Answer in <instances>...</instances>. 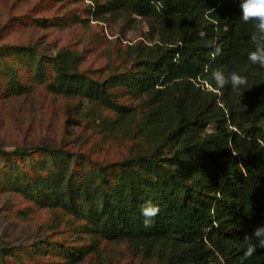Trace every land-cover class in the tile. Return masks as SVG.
I'll return each instance as SVG.
<instances>
[{"label":"trees","instance_id":"1","mask_svg":"<svg viewBox=\"0 0 264 264\" xmlns=\"http://www.w3.org/2000/svg\"><path fill=\"white\" fill-rule=\"evenodd\" d=\"M126 3L166 29L126 78L130 93L148 99L141 133L149 147L115 163L122 173L115 183L102 172L82 182L41 178L40 198L83 209L95 234L142 248L157 264H264L259 247L244 257L249 241L256 242L254 228L264 225V68L248 60L254 22L240 19L241 0ZM53 59L54 92L126 113L104 82L80 73L79 53L59 50ZM37 64L48 80L45 65ZM217 68L246 75L247 86L215 89ZM147 201L159 207L149 227L141 215Z\"/></svg>","mask_w":264,"mask_h":264},{"label":"rangeland","instance_id":"2","mask_svg":"<svg viewBox=\"0 0 264 264\" xmlns=\"http://www.w3.org/2000/svg\"><path fill=\"white\" fill-rule=\"evenodd\" d=\"M163 36L162 23L126 0H0V264H157L142 248L95 234L83 209L40 198L37 183L94 172L115 183V163L147 150L148 99L130 93L126 78ZM59 50L79 53L80 73L104 82L126 113L54 92Z\"/></svg>","mask_w":264,"mask_h":264},{"label":"clouds","instance_id":"3","mask_svg":"<svg viewBox=\"0 0 264 264\" xmlns=\"http://www.w3.org/2000/svg\"><path fill=\"white\" fill-rule=\"evenodd\" d=\"M240 19L244 23L254 22L253 31L250 33V43L253 48L248 52V60L251 64L264 68V0H241ZM211 80L214 81L215 89H223L230 86L233 92H238L242 87L247 86L248 77L237 71L225 74L220 69H214L211 72ZM159 213V207L151 201L141 205V215L144 217L145 227H149L154 217ZM255 243L249 241L244 253L245 258L251 257L257 248L264 249V225L255 227L252 233Z\"/></svg>","mask_w":264,"mask_h":264}]
</instances>
